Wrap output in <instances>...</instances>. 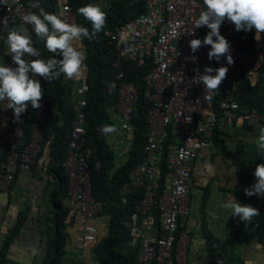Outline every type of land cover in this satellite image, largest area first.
Listing matches in <instances>:
<instances>
[{"label": "built area", "instance_id": "1", "mask_svg": "<svg viewBox=\"0 0 264 264\" xmlns=\"http://www.w3.org/2000/svg\"><path fill=\"white\" fill-rule=\"evenodd\" d=\"M59 1L65 4L60 18L69 24L74 23L66 0ZM202 4L203 0H147L148 13L123 26L119 37L112 36L117 41L112 62L117 73L108 91L117 94L118 103L113 109L124 119L112 135L132 133L128 121L141 93L137 85L124 80L123 64L129 62L138 68L148 67L142 77V93L149 105L142 146L145 161L131 171L129 181L122 188L124 204L134 191L141 195L128 221L130 233L141 247L140 264H198L190 262L191 230L186 226L190 215L189 188L194 161L199 151L210 147L209 137L221 127L222 119L226 124L235 120L251 127L258 120V115L242 109L232 94L240 70L245 68L248 72H256L262 56L248 48L241 31H235L227 19L219 32L230 44L232 65H228L224 57L219 61L209 60L210 46L192 53L189 41H203L209 31L207 27L194 29ZM28 13L30 11L20 0L19 4L13 0H0V20L7 17L9 28L23 24L22 18ZM6 35L7 30L0 25V45ZM243 42L245 46H242ZM4 51L8 52L7 46ZM6 55L5 66L15 67L11 55ZM192 56L196 57L195 62ZM24 59L32 60L31 57ZM221 66L227 67L228 72L220 85L222 97L218 111H215L214 100L208 102L203 98L204 86L193 81L196 76L204 74L205 67L215 69ZM86 72L85 64L72 104L75 119L64 142L69 152L62 163L68 179V199L74 204L72 222L73 228H77L76 264H86L84 251L96 241L98 234L90 221L101 210V204L91 195L89 150L83 151L80 146L86 134L84 110L89 90L83 78ZM40 104L41 107L35 109L36 120L31 124L28 140L24 142L23 115L20 121H14L8 102H0V197L14 182L18 170L36 165L42 153L41 124L46 116L43 99ZM129 136L133 137V134ZM161 158L164 165L158 167L156 161L161 162ZM152 210L154 214H151Z\"/></svg>", "mask_w": 264, "mask_h": 264}, {"label": "trees", "instance_id": "2", "mask_svg": "<svg viewBox=\"0 0 264 264\" xmlns=\"http://www.w3.org/2000/svg\"><path fill=\"white\" fill-rule=\"evenodd\" d=\"M102 1L69 0L80 25L89 28V30H91V24L78 13L77 10L79 8L88 4L98 5L107 16L105 28L97 34L96 39L88 40L85 38L78 45V50H83L86 53L84 63L87 66V72L83 78L89 88L86 93L87 105L84 110L86 134L84 136L85 140L80 143V146L83 151L89 150L87 161L91 195L101 204V210L90 221L98 230L97 239L90 246V249H92L98 264H138L139 248L132 245V239L127 228L130 215L134 212V206L141 195L140 192L134 191L127 196V201L124 204L122 202V188L128 181L129 172L144 160L142 146L145 141L147 128L145 119L149 105L142 93V76L148 70V67L137 68L130 63L123 70L124 80L135 83L141 90L138 103L130 116L133 138L130 147L131 151L128 153L126 160L122 161V159H119L118 154H120L121 150L114 148L112 146L114 143L110 142L114 135H104L100 129L104 125L115 124L110 111L117 114L113 107L118 103L117 94L109 93L108 91L109 84L114 79L117 69L112 66L114 48L105 39L104 31L113 29L144 13L145 0H113L109 5L101 4ZM22 2L27 8L31 9V12L38 11L30 7L33 0H22ZM38 2L46 12L57 13L58 5L56 0H38ZM25 27L32 36L33 46L41 52V57L39 58L44 60L50 58L62 59L61 56H52L47 51L44 42L36 38L34 33H32L31 25H25ZM240 34L244 38H249V36L255 35L256 32L253 29L247 32L241 31ZM258 34L264 40V33ZM2 48L3 46H0V50ZM260 50L264 54V48ZM31 59L35 58L31 57ZM254 74H264V60L260 69L256 72H248L245 68L240 70L235 82V91L240 99L250 104V110L258 112L260 115V126H264V80H256V75ZM63 81V77L52 83L39 78L44 92L42 99L46 110L45 120L41 124L42 151L46 150L49 158L46 171L60 181V191L52 198L55 208L51 215L52 225L49 232V235H51L48 236L45 264H61L63 246L70 230L73 228L72 216L68 220L69 210L62 204L63 200L66 197L68 198V179L61 165L69 152L65 143L66 136L71 131L75 119L72 104L76 99L77 84L74 82V85H70ZM221 97L222 89L219 86L218 92L213 97L215 111H218ZM117 115L120 117L121 122L119 125H114L116 128L118 126L121 127L123 123L122 117L119 114ZM23 120L25 123L23 141L27 142L31 124L36 120L35 109H32L30 104L28 110L23 114ZM217 134L218 128L213 131L209 140L211 141V137L217 138ZM212 142H214L213 139ZM219 146L223 157L230 159L237 170V180L240 189L238 196L242 200L243 205H251L259 211V215L253 218L250 226L264 254V208L258 202L257 196L247 197L244 194L245 188H249L256 182L255 177L249 166L244 162V159H242L245 155L242 150L238 148L234 151L228 150L221 143ZM154 213L155 211L152 210L151 214ZM66 219L67 221L65 222ZM156 220H158L157 213ZM100 221L103 223V228L101 227V229L98 226ZM24 222L25 213L18 214L13 229L10 230V234L7 235L4 244L0 248V264L6 263L9 247ZM75 235L73 242H75ZM206 242L209 264H221L219 262L220 254L214 247L218 239L208 234Z\"/></svg>", "mask_w": 264, "mask_h": 264}, {"label": "crops", "instance_id": "3", "mask_svg": "<svg viewBox=\"0 0 264 264\" xmlns=\"http://www.w3.org/2000/svg\"><path fill=\"white\" fill-rule=\"evenodd\" d=\"M112 1L103 0L101 4L109 5ZM245 39L248 48L255 53H259L263 62L264 54L260 49L264 48V40L260 38L258 33ZM6 46L4 43V48ZM242 46H245L244 42ZM6 54L2 48L0 50V63L4 65L7 61ZM254 75H256V80H264V74ZM79 78L73 80L64 79L63 82L70 85H74L75 82L78 86ZM235 90L236 88L233 90L232 97L237 100L239 106L246 112L257 114L258 120L255 126H249L251 128L249 129L247 125L239 121L234 120L231 124H226L225 120L222 119L221 127L218 128L217 138L211 137L210 147L199 151L197 154L191 172L192 183L189 188V206L191 207L192 204H195L196 198L198 215L192 220L189 215L186 220V226L191 230L189 252L191 263L193 259L200 258L203 262L198 264H209L206 237L210 234L218 239L214 247L220 254L219 262L221 264H264L263 249L258 244L252 228V232H249L250 224L245 225L243 223L240 226L241 221L236 217L234 219L236 222L235 226L232 220H228L232 218L230 210L223 207L230 195L234 196L237 202L242 205L243 203L238 196L240 189L237 180V170L230 159L223 157L219 146L220 143L224 144L228 150L234 151L236 148L242 150L245 154L242 159H244L252 173H254L258 164H264V153L257 150L255 143L260 126V115L257 111L250 110V104L240 99ZM132 133L120 132L116 135L117 137L114 136L110 140V142L114 143L112 144L114 148L121 150V154H118V156L122 161L126 160L128 153L131 151L130 147L133 137L129 135ZM212 139L214 142H212ZM48 160V153L44 150L38 157L36 165L28 169L18 170L14 182L0 197V248L4 244L7 235L10 234V230L13 229L17 215L25 213V222L21 225L18 234L13 238L5 264H45L48 236L51 235H49L52 225L51 215L55 208L52 198L60 191L59 179L46 171L48 169ZM156 162L158 167H163L162 158L161 162ZM129 178L128 176V181ZM192 190L198 191L200 195L192 196ZM258 202L264 208V198L258 197ZM62 204L68 208V220H70L74 209L73 202L66 197ZM224 224H226L227 228ZM98 226L99 229L103 228V223L100 221ZM229 230H234L231 235L228 233ZM76 231L77 228H72L68 236L66 235L67 239L63 246L61 264H70L75 257V242L73 241ZM84 255L86 264H98L90 247L84 251Z\"/></svg>", "mask_w": 264, "mask_h": 264}, {"label": "clouds", "instance_id": "4", "mask_svg": "<svg viewBox=\"0 0 264 264\" xmlns=\"http://www.w3.org/2000/svg\"><path fill=\"white\" fill-rule=\"evenodd\" d=\"M146 1L144 13L113 29L104 31L105 39L114 48V58L117 41H114L112 36L116 35L119 37V31L123 26L148 13ZM13 2L19 4V0H13ZM20 2L26 10L30 11V13L23 16V24L9 28L7 17L0 20V25H3L4 30L8 32L7 38L0 46H3L5 50L4 43L7 45V54L11 55L12 62L15 65V67H12L0 63V102L5 100L8 102V109L12 110L14 121L17 122L28 110L29 104L32 109L41 107L40 101L44 92L37 77L52 83L61 77L65 80H73L81 75L82 69L85 67L86 53L83 50H78L79 42L85 38L88 40L96 39L97 34L105 28L107 19L106 13L98 5L88 4L79 8L77 10L78 13L91 24V30H89V28L80 25L69 0H66L65 3L74 17V23L71 24L60 18L61 8L64 3L59 0H56L58 5L56 14L46 12L38 0H33L30 4L32 9L38 10L33 12L24 5L22 0ZM225 19L234 25V30L237 32H247L254 29L256 34L264 33V0H203L202 10L194 22V29L207 27L209 31L203 41L200 39L189 41L191 52L195 53L203 46H210V51L207 53L209 60L215 59L219 61L221 57H224L226 63L232 65L234 61L230 54V44L219 32V28ZM24 25H31L32 33H34L36 38L44 42L47 51L52 56H61L62 59L50 58L44 60L39 58L41 57V52L33 46L32 36ZM189 34L194 35V32ZM24 57H34L35 59L29 61L24 59ZM191 59L195 62L196 57L192 56ZM127 64L130 63L125 62L123 69ZM131 64L135 66L134 63ZM227 72L228 68L224 66L215 69L205 67L204 74L199 75L198 78L197 76L195 77L193 82L204 86L203 98L206 101H212L214 95L218 92L219 86L227 78ZM128 124L130 126V119ZM117 128L120 127L118 126ZM117 128L114 125H104L100 131L102 134L108 135L116 133L118 131ZM255 143L257 150L264 153V126H259ZM253 175L256 182L249 188H245L244 194L247 197L255 195L264 198V164H258ZM223 207L230 210V216L233 218L238 217L245 225L251 224L253 218L259 215L258 209L251 205H242L232 195L229 196ZM127 229L132 239V245L139 248L137 260L138 264H140L141 247L138 244V240L131 235L129 227ZM76 263L77 261L74 257L70 264Z\"/></svg>", "mask_w": 264, "mask_h": 264}, {"label": "rangeland", "instance_id": "5", "mask_svg": "<svg viewBox=\"0 0 264 264\" xmlns=\"http://www.w3.org/2000/svg\"><path fill=\"white\" fill-rule=\"evenodd\" d=\"M110 114H111V117H112V119H113V122L115 123L114 125H119L120 124V122H121V120H120V117L116 114V113H114V112H112V111H110ZM209 189H210V187H209ZM200 194H198V191H196V190H192V196H199ZM199 200V199H198ZM191 211H190V219L192 220L196 215H198L197 214V212H198V207L196 206V198H195V204H192L191 205ZM235 218H231V219H228V220H232V223L236 226V222H235V220H234ZM239 225V224H238ZM243 225V222H241L240 223V226H242ZM224 226L227 228V226H226V224H224ZM250 229H249V232L251 231L252 232V229H251V227H249ZM233 231L234 230H229L228 231V233L231 235L232 233H233ZM243 232V231H242ZM250 235V234H249ZM203 261L200 259V258H198V259H193L192 260V263H202Z\"/></svg>", "mask_w": 264, "mask_h": 264}]
</instances>
